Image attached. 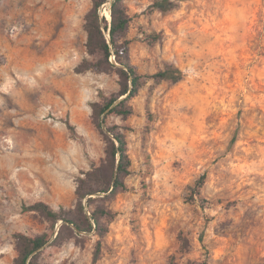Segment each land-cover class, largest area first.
<instances>
[{
  "label": "rangeland",
  "instance_id": "rangeland-1",
  "mask_svg": "<svg viewBox=\"0 0 264 264\" xmlns=\"http://www.w3.org/2000/svg\"><path fill=\"white\" fill-rule=\"evenodd\" d=\"M152 1L124 0L128 60L143 75L174 65L181 80L145 77L130 115L93 116L121 79L115 67L75 71L93 61L91 1L0 0V264H13L20 235L40 234L38 264H91L94 231L29 206L75 207L107 127L124 134L131 164L125 190L82 200L110 212L96 264H264V0Z\"/></svg>",
  "mask_w": 264,
  "mask_h": 264
},
{
  "label": "trees",
  "instance_id": "trees-1",
  "mask_svg": "<svg viewBox=\"0 0 264 264\" xmlns=\"http://www.w3.org/2000/svg\"><path fill=\"white\" fill-rule=\"evenodd\" d=\"M91 5L83 15V29L86 32L85 50L93 61L82 59L75 67V71L82 72L93 68L97 71H106L115 67L121 81L120 89L114 96H110L102 105L92 103L93 116L100 113L128 116L132 113L129 101L134 98L142 84V79L151 77L157 80L177 82L181 80L182 71L174 66L167 65L151 75L140 74L128 60L130 40L126 37L131 16L128 13L124 0H90ZM109 11V18L102 14L103 7ZM172 8L170 0H153L148 5V10L167 11ZM160 37V33L150 35L149 42ZM113 56V60L111 58ZM121 97L120 100L118 98ZM118 100V101H117ZM99 128L105 126V120L97 122ZM107 146L105 159L99 166H93L85 172V178H79L75 189L77 203L73 209L58 211L45 203L38 202L29 206V209L41 212L53 223L62 221L60 228L68 227L73 232H91L99 237L96 241L92 262L96 264L101 257L100 238L108 231L104 217L110 212L105 205H98L85 211L82 200L86 198L88 204L94 199L110 200L119 191L125 190L124 177L130 173V158L127 153L125 136L122 132L107 127ZM235 141V135L231 142ZM205 174H201L195 184L202 187ZM87 212V214H86ZM17 255L13 264H38L37 253L48 239L45 234L25 237L20 235ZM173 259L167 264H172Z\"/></svg>",
  "mask_w": 264,
  "mask_h": 264
},
{
  "label": "bare ground",
  "instance_id": "bare-ground-1",
  "mask_svg": "<svg viewBox=\"0 0 264 264\" xmlns=\"http://www.w3.org/2000/svg\"><path fill=\"white\" fill-rule=\"evenodd\" d=\"M104 14H105V16H106L107 19L110 17V16H109V11H108V10H105V11H104Z\"/></svg>",
  "mask_w": 264,
  "mask_h": 264
}]
</instances>
